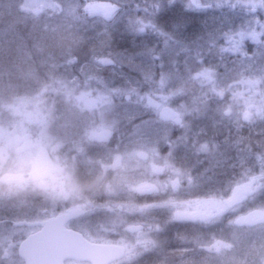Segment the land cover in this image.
Wrapping results in <instances>:
<instances>
[{
  "label": "flooded vegetation",
  "instance_id": "1",
  "mask_svg": "<svg viewBox=\"0 0 264 264\" xmlns=\"http://www.w3.org/2000/svg\"><path fill=\"white\" fill-rule=\"evenodd\" d=\"M204 7L209 10L185 9L180 23L187 24L171 26L165 31V40L169 41L175 52L172 65L174 68L178 67L182 83L186 87L178 98L173 97L165 104L155 102L153 105L155 112L152 117L159 120L154 123L164 122L172 130L171 147L178 140L188 141V135L191 134L188 131L191 124L183 115L185 110L190 111L189 116L195 121V127L191 130L197 129L199 140L203 141L210 137L224 140L230 137L236 140L239 130L244 131L260 124L259 121L248 120L242 122L243 127L238 129L241 124L236 123L237 120L229 119L237 113L233 109V96L241 90V85L238 84L242 78L255 80L257 87L252 91L264 94V17L256 15L264 12V0H220L215 5L205 4ZM159 17L156 12V23ZM221 27L235 30L231 43L226 47L229 48L228 54L224 52L226 48L218 51L207 43L209 33ZM155 29L164 31L158 25ZM208 67L217 69L218 74L212 73L204 78L206 74L197 73ZM214 82H217L218 87L213 85ZM167 107L180 114V124L176 119L161 116V112ZM90 117L87 118L89 124L82 131L68 127L66 136L69 139L57 151L67 166L69 175V187L62 197L50 199L31 192L14 196L0 192V264H27L20 250L23 243L41 232L48 221L77 208L82 209L83 214L80 217H71L65 228L81 233L91 242L123 246L126 250L125 256L111 264L128 256V247L121 242L122 238L142 232L150 224L156 250L142 256L143 260L138 259L134 264H264V191L256 203L248 202L257 184H253L250 195L241 197L239 201L233 197L235 189L251 180L234 187L229 197L221 196L224 198L222 204L212 206L198 203L191 206V202L187 201L188 186L185 185L195 183L192 176L184 179L183 175L182 179L175 178L171 181L173 174L177 172L166 171L164 166H159L156 157L147 151H139L133 156L140 141L136 135L130 142L129 136L137 131L136 127L141 124L140 119H135L128 125L119 121L111 133L101 139L90 134L97 126L94 116L92 119ZM70 118L72 120L71 113ZM7 134L9 136L5 139L0 138V159H6L11 151H21L34 136L29 132L18 137L14 133ZM178 159L179 155L177 161ZM175 166L182 168L185 175L197 173L194 170L187 171L179 161L175 162ZM143 169L147 172V178L144 183L135 185L134 180L144 173ZM8 182L15 183L17 187L23 186L18 173H10ZM146 185H155L157 189L140 192ZM181 188L185 190L182 194ZM80 194L87 200L82 199L79 203ZM155 194H159L157 197L160 200L155 201ZM110 213H114L113 219L124 223L129 221L131 224L109 230L103 239H109L108 242L92 240L87 236L86 229L78 226L79 221L93 214L96 220L81 225L91 227V231L99 225L95 229L103 232L102 227L105 224L111 225L106 222L113 220ZM215 218L221 220L211 229L212 235L218 237L214 239L218 247L221 242L220 235H232L234 245L231 244L228 251L211 249V241L203 238L202 233L207 230L205 224ZM134 226L142 228L136 232L131 231L130 228ZM56 229L60 232V227ZM240 241L242 245L247 241L250 244H245L247 248L238 251ZM151 255L153 259L150 258ZM65 264L91 263L79 262L73 258L66 259Z\"/></svg>",
  "mask_w": 264,
  "mask_h": 264
},
{
  "label": "rangeland",
  "instance_id": "2",
  "mask_svg": "<svg viewBox=\"0 0 264 264\" xmlns=\"http://www.w3.org/2000/svg\"><path fill=\"white\" fill-rule=\"evenodd\" d=\"M218 1L220 0H156L157 8L155 12L162 16L171 7H176L182 11L188 9V6L194 7L202 4L201 6L204 7L205 4L215 5ZM9 2L16 4L18 11L22 10L27 13L26 16H30L33 19V23L30 26L32 30L36 28V32L40 36L44 35L43 32H47L48 37L52 38L50 41L47 39L46 42L38 41L40 43H36V45H40L42 48L36 47V51L27 52L22 49L24 45L23 39L22 42L15 39L13 31L9 35L11 29L8 27L0 28V33H3L4 36V41L0 36V138L5 139L8 137L9 134L7 133H14L18 137L27 132L41 137L49 136L58 151L69 139L66 136V132L69 130L68 127L78 128L79 131H82L89 124L87 122L88 116H91V119L94 116L93 120L97 123V126L92 129L90 134L101 139L111 133L112 128L116 127L119 121L128 125L133 120L140 119L141 124L136 127L138 128L137 131L129 136L131 138L130 142L136 135L138 136L136 138H139L140 141L138 149L135 148L136 150L133 152V156H136L139 151H147L156 157L159 166H164L166 171L177 172V174H173L174 178L171 181L175 178L182 179L183 175L185 176L184 179H186V176L195 175V173L185 175L182 172L184 171L182 168H175V162H178V155H180L181 161L184 159L187 171L194 169V171H199L198 173L201 177L212 176L213 169L218 167L216 166V158L221 154L216 155L215 152L205 161H201L195 155L196 142H198L199 136L197 129L191 130L195 127V121L190 118V111L185 110L183 115L187 118V122L191 124L188 129L191 134L188 136L192 141L189 143V138L188 141L178 140L172 147L170 146L172 130H169V126L166 123L155 124L159 121L156 117L148 116L149 118L143 119L147 114L155 112V107L153 106L155 102H163L165 104L171 101L173 97L175 99L178 98L186 88L182 83L181 75H179L181 72L177 70L178 67L174 68L172 65L175 59V52L170 47L169 41L165 40L167 32L160 31V34L164 36V41H162V47L158 51L153 52L154 47H156L153 44L154 47L146 48L145 52L147 53L128 50L127 52H120L121 54L117 58L118 61L108 58H97L74 67L73 63L76 62V59L70 58L69 61H62V59L72 46L70 45L71 42L73 43L72 38L76 36L73 35V31L86 27V18H78L80 15L77 10L79 8V0H0V19L4 16H13L16 13L14 10L7 11ZM112 3L115 4L112 15L106 16L104 13L98 12V5ZM132 3L133 0H88L84 9L92 20L94 18L93 24L97 26L96 30H94L96 36L99 34V25L103 26L107 33L109 31V36L115 32L119 33V36L127 32L133 35L132 39H130L131 41L137 36L148 39V33L143 30L145 27L154 29L158 24L151 15L137 16ZM167 3L169 4L167 5ZM54 14L60 15L62 19L60 24L53 25L45 20L46 15L52 16ZM178 21L176 20L175 22ZM186 24L181 22L182 26ZM62 28L66 31H72V35L64 34ZM54 33L55 35L52 36ZM12 38L15 41V45L12 42ZM156 44H158L157 41ZM50 48L53 54H49L48 50ZM176 51L179 54L177 49ZM224 52L228 54L229 48H226ZM54 61L60 62L59 67L53 68L48 65V62L53 63ZM123 64H128V66L125 68ZM49 66L51 68H48ZM106 66H108V69ZM216 70L208 67L197 71V73L206 74L204 77L206 78L212 73L218 74ZM213 85L218 87L217 82H214ZM238 85H241V90H238L233 96V109H236L235 112L237 113L235 117H230L229 121L237 120L236 123L238 124L248 120L261 122L264 119V94L259 91H252L257 87V82L242 78ZM211 91L213 92L214 90ZM218 93L220 94V92ZM42 110L49 113L47 123L45 125H40L39 123L29 125L27 122L38 119ZM227 116H230V114L227 113ZM57 122L63 123L64 128L59 130V134L52 135ZM243 125H238V129L242 128ZM8 127L9 130L7 129ZM3 148L5 147L3 146ZM198 151H200V146L197 147ZM206 155H202L201 158ZM253 155L256 156V154ZM263 158L264 155L258 153L256 162L253 163L251 161L249 170L243 173V180L234 186L236 187L250 180L257 184L253 195L249 198L248 202L250 204L260 200L261 193L264 191ZM189 160L191 161L189 162ZM206 162H209V164L205 165ZM142 166L146 169L145 164ZM146 175L147 172L144 170V173L134 180L135 185L144 183L147 178ZM200 182L201 180L195 181V183L190 182L192 186L188 185V183L185 186H189V188L186 189L190 190V188H193L194 190V188H197L195 184L197 185ZM232 189L230 190V195ZM184 192V188H181L180 194ZM79 197H81L79 203H81L82 199L87 200L81 194ZM190 198L187 201L191 202V206H195L198 203H208L213 206L224 202L223 197L213 195H198ZM118 203L123 205L122 201ZM110 214L111 219H113L114 213ZM86 217L84 220L79 221L78 226L86 229L87 236L98 242H108L109 239H103L109 230H116L119 227H127L131 224L129 221L124 223L121 220L113 219L106 222L112 226L103 224L106 227H102L103 232L95 229L100 227L99 225L93 227V231H91V227H85V224L89 223V221L93 222L96 217L93 214H89ZM220 222L219 218L207 222L205 224L207 230L202 235L204 239L211 241V245L208 242L206 243L210 245L211 249L219 248L222 251H228L231 249L230 245H234L232 235H220L219 241L221 242L219 247L217 241L214 240L216 236L212 235L213 231L211 229ZM81 223H85L84 226ZM151 227L152 224L142 232L122 238L121 242L128 247V256L115 264H134L138 259L143 260L142 256L156 250L154 239L151 237L153 234V228ZM211 235L212 237H210ZM240 244L238 245V251L247 248L245 244L249 245L250 243L247 241L242 245L240 241ZM150 258H152V255Z\"/></svg>",
  "mask_w": 264,
  "mask_h": 264
},
{
  "label": "trees",
  "instance_id": "3",
  "mask_svg": "<svg viewBox=\"0 0 264 264\" xmlns=\"http://www.w3.org/2000/svg\"><path fill=\"white\" fill-rule=\"evenodd\" d=\"M87 2L88 0H79V8L77 9L80 13L78 18H86L87 20L86 27L84 26L80 29H77L78 31H73V35L76 36L72 38L73 43L71 42L70 44L72 46L70 47L69 51L65 53L62 61H69L70 58H74L76 59V62L73 63V66L76 67L88 60L93 61L97 58H108L118 61L117 58L118 55L121 54L120 52H127L128 50L133 52L141 51L147 53L145 52L146 48L148 49L154 47L153 44H156V41L158 42V44H156V51L160 50L159 48L162 47V45L160 44H162L161 41L163 40V36L160 34V31H157L153 28L149 29L145 27V29L143 30L148 33V39H144L141 36H137L133 38V41H131L130 39H132L133 35L127 32H124V34L120 36L119 33L115 32L114 34L109 36V31L107 33L103 26L98 25L99 34L98 36H96L94 30H96L95 28H97V26L93 24L94 18L92 20L91 17L86 14L87 12L84 9ZM155 2L156 0H133L132 6L133 8L135 7L134 12L136 11L137 16L141 17V15H151V17L155 19V9L157 8V4H155ZM168 4L169 3H167V5ZM168 9L157 20L159 29L164 28V31H167L169 29L168 27L181 25V16L184 11H180L176 7H171L170 10ZM9 10H14L16 13L13 16L10 15L1 17L0 21L3 22L0 23V28L3 29L4 27H8L9 29H11L9 35H11V32L13 31L15 39H18L20 42H22L23 39V50H26L27 52H34L36 51V47H41L40 45H36L38 41L46 42L47 39L49 41L51 40L52 37H48L47 32L42 31L44 35L40 36L36 32V28L32 30V27L30 26L33 23V19L30 18V16H26L27 13L23 12L22 10L18 11L16 4L9 2L7 11ZM46 16L47 17L45 18V20H47L53 25L60 24L62 21L60 15L54 14L52 16ZM176 20L179 21L175 22ZM65 33L66 35H72V31L64 30V34ZM54 35L55 33L52 36ZM0 36L2 37L1 39L4 41L3 33H0ZM12 42H14L15 45V41L13 38ZM50 50L51 48L48 50L49 54H53ZM154 51L155 49L153 50V52ZM59 63L60 62L58 61H54L53 63L48 62V65L54 68L59 67ZM50 66L48 68H51ZM123 66L126 68L128 64H123ZM107 67L108 66H106V68ZM152 115L153 113L147 114L146 116H144L143 119L149 118L148 116L152 117ZM259 123V126H253L250 129L247 128L244 131L239 130V132H237L239 136L237 134L236 140L231 139L230 137L228 138V140H224L221 138L214 139L210 137L203 141L201 139L199 140L198 137V142H196V146H200V151L197 152L196 147L195 155L199 157L201 161H205L207 158L210 157V155L214 154L215 152L216 155H218L219 153L221 155L216 158V166L218 167H216V169H213L212 176L209 175L207 177H201L198 171L197 173L195 172V175L191 177L194 178L195 181L201 180V182L197 183V185L195 184V187L197 188H194V190L193 188H190V190H188V199H191L190 197L192 196L196 197L198 195H213L225 197L230 196V190L238 182L243 180V173L249 170V164L251 163V161L253 163L256 162V156L258 153H262L264 155V119H262ZM190 141H192L191 138H189L188 142L190 143ZM204 153L207 155L201 158L202 155H205ZM253 154H256V156ZM178 161L180 164L184 165V159H182L181 161L180 155ZM190 161L191 160H189V162ZM208 164L209 162L205 163V165ZM189 185L192 186L191 183H189ZM158 195L159 194L154 195V197L156 198L155 201L160 200L159 197H157Z\"/></svg>",
  "mask_w": 264,
  "mask_h": 264
},
{
  "label": "water",
  "instance_id": "4",
  "mask_svg": "<svg viewBox=\"0 0 264 264\" xmlns=\"http://www.w3.org/2000/svg\"><path fill=\"white\" fill-rule=\"evenodd\" d=\"M115 6L112 4L98 5L97 10L110 16L114 13ZM161 116L166 119H176L180 124L181 116L177 111L165 108ZM253 181L246 185L239 186L234 191L236 201L241 197L251 194ZM155 185L143 186L140 192L155 191ZM83 210L80 208L71 209L62 214L57 219L46 223L45 228L31 236L23 243L22 256L27 264H65L66 259H73L80 262H90L91 264H111L125 256V248L121 245L95 243L82 236L81 233L67 230L65 224L74 217H80ZM60 227V232L56 228ZM142 226L131 227V231L141 229ZM57 230V232H56Z\"/></svg>",
  "mask_w": 264,
  "mask_h": 264
},
{
  "label": "clouds",
  "instance_id": "5",
  "mask_svg": "<svg viewBox=\"0 0 264 264\" xmlns=\"http://www.w3.org/2000/svg\"><path fill=\"white\" fill-rule=\"evenodd\" d=\"M48 116L49 113L42 110L38 119L29 120L27 123L45 125ZM63 128V123L57 122L52 135L59 134V130ZM10 173L19 174L22 187L8 182ZM68 187L67 166L49 136L34 135L21 151H11L6 159H0V192L13 196L31 192L58 199L66 193Z\"/></svg>",
  "mask_w": 264,
  "mask_h": 264
},
{
  "label": "snow or ice",
  "instance_id": "6",
  "mask_svg": "<svg viewBox=\"0 0 264 264\" xmlns=\"http://www.w3.org/2000/svg\"><path fill=\"white\" fill-rule=\"evenodd\" d=\"M188 10H201L207 11L208 8L202 7L201 5L188 6ZM256 15L264 17V12H258ZM235 35V30L225 29L223 27L209 33V39L207 43L217 49L218 51H223L230 43ZM255 47V46H253Z\"/></svg>",
  "mask_w": 264,
  "mask_h": 264
}]
</instances>
